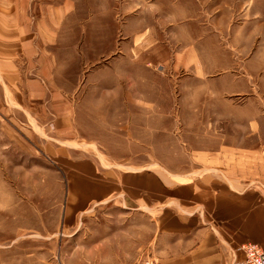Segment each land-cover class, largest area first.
I'll return each mask as SVG.
<instances>
[{
	"label": "crops",
	"instance_id": "0c3cea01",
	"mask_svg": "<svg viewBox=\"0 0 264 264\" xmlns=\"http://www.w3.org/2000/svg\"><path fill=\"white\" fill-rule=\"evenodd\" d=\"M246 7L253 34L264 33V0H0L2 128L62 143L88 107L130 115L134 134L146 131V101L156 118L182 117L180 131L203 134L187 142L191 170L163 172L164 162L142 150L109 177L93 160H76L68 212L116 199L141 211L149 199L160 264L241 262L244 244L264 250V77L226 76L223 63L200 54L227 35L241 40L247 26L237 16ZM84 73L92 75L85 90ZM121 97L132 105L122 115ZM165 99L174 107L163 113Z\"/></svg>",
	"mask_w": 264,
	"mask_h": 264
},
{
	"label": "rangeland",
	"instance_id": "374dc122",
	"mask_svg": "<svg viewBox=\"0 0 264 264\" xmlns=\"http://www.w3.org/2000/svg\"><path fill=\"white\" fill-rule=\"evenodd\" d=\"M248 8L237 16L247 26L241 40H231L227 35V42L200 54L206 63H223L226 76L233 71L240 78L247 73L264 77V33L253 34L254 17ZM220 29L227 31L223 26ZM155 73L160 75L159 70ZM91 78L90 73H84L83 90L89 87ZM100 79L110 82L106 74ZM123 83L127 87L130 82ZM163 97L168 98L165 94ZM146 102V131L139 134L129 132V125L134 130L130 115L109 117L107 108L100 114L94 111L96 115L89 107L84 108L78 118L79 132L76 135L72 127L68 140L62 143L42 139L31 130L29 135L23 133L16 138L2 128L0 120V264H147L159 260L154 243L155 213L148 209L153 208L151 200L147 199V209L141 211L124 207L122 200L116 199L87 214L68 212L74 185L71 169L76 160H93L101 174L109 177L118 167L115 163L128 152L142 150L164 162L157 166L163 172L183 174L192 169L187 142H199L203 134L180 131L176 121L183 118L171 113L157 118L150 115L155 105ZM160 103L163 113L174 107L170 100ZM124 104L132 106L122 97L115 102L120 115ZM58 148L65 157L60 156Z\"/></svg>",
	"mask_w": 264,
	"mask_h": 264
},
{
	"label": "built area",
	"instance_id": "2783aa9c",
	"mask_svg": "<svg viewBox=\"0 0 264 264\" xmlns=\"http://www.w3.org/2000/svg\"><path fill=\"white\" fill-rule=\"evenodd\" d=\"M245 257L241 262L236 264H264V250L252 243H246L242 246ZM147 264H160L159 260L153 259L147 262Z\"/></svg>",
	"mask_w": 264,
	"mask_h": 264
}]
</instances>
